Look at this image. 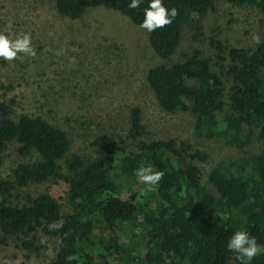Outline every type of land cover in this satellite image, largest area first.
<instances>
[{"label": "trees", "instance_id": "16d2710c", "mask_svg": "<svg viewBox=\"0 0 264 264\" xmlns=\"http://www.w3.org/2000/svg\"><path fill=\"white\" fill-rule=\"evenodd\" d=\"M218 0H165L178 15L170 25L148 32L149 45L161 59H170L187 31L202 35L209 10ZM232 6H254L264 23V0H224ZM56 12L80 19L90 9L103 7L126 16L139 27L147 0L137 9L131 0H53ZM260 43L233 46L211 39L215 61L191 48L179 62L160 64L147 73V83L166 112H189L195 117L196 135L205 141L223 140L241 150L215 164L202 182L205 150L192 151L174 139L154 138L143 123L142 110L132 107L124 136L100 135L94 158L71 153L68 133L43 116L13 117L14 100L0 102V169L10 144L16 143L20 162L9 178L0 174L1 240L14 237L34 250L32 237L40 232L47 244L57 241L48 264H229L235 254L226 248L234 230L246 229L264 245V150L248 153L255 137L264 142V34ZM226 84L229 87L226 88ZM221 116L219 120L218 116ZM64 161L66 174H60ZM151 164L163 171L155 191L144 185L134 170ZM57 177L68 185L70 212L63 214L48 193L26 194L24 204L10 197L33 185ZM63 219V228L50 232L48 223ZM134 227L130 237L123 231ZM145 239L140 248L137 234ZM31 237V238H29ZM251 264H264V251Z\"/></svg>", "mask_w": 264, "mask_h": 264}, {"label": "rangeland", "instance_id": "374dc122", "mask_svg": "<svg viewBox=\"0 0 264 264\" xmlns=\"http://www.w3.org/2000/svg\"><path fill=\"white\" fill-rule=\"evenodd\" d=\"M9 25L13 32L31 33L37 55L12 62L0 60V102L15 101V119L21 114L40 115L65 130L72 154L94 158L103 132L124 136L132 107L142 110L143 123L154 138L174 139L180 151L183 143L190 145L192 151H207L205 162L193 161L201 168L203 184H207L215 164L241 152L223 140L200 139L191 113L164 111L146 78L152 67L179 62L191 48L215 61L211 39L233 46L254 44L252 36L259 35L261 39L264 34L258 8L216 1L205 18L202 35L195 40L186 29L181 46L170 59L154 54L146 30L121 13L103 7L90 9L80 19H70L56 12L53 0H0V30ZM16 147V143L10 144L4 154L0 169L3 178H9L18 163L40 158L37 154L19 158ZM263 150L264 142L255 137L246 148L251 154ZM60 166L59 173L66 174L64 161H60ZM37 192L57 199L63 214L70 212L68 185L57 177L15 192L10 201L24 204L27 193ZM133 229L126 228L123 235L130 237L136 232ZM42 237L36 232L32 237L36 249L28 250L20 239L2 241L0 235V259L7 258L13 264H48L55 256L57 241L41 245L38 241ZM134 243L140 248L145 246L141 233Z\"/></svg>", "mask_w": 264, "mask_h": 264}, {"label": "clouds", "instance_id": "9594fccd", "mask_svg": "<svg viewBox=\"0 0 264 264\" xmlns=\"http://www.w3.org/2000/svg\"><path fill=\"white\" fill-rule=\"evenodd\" d=\"M145 0H131L127 5L130 9H137L143 5ZM178 15L176 7H166L165 0H147V7L143 8V19L139 23V28L151 33L157 29H162L166 25H170ZM252 40L259 44V35H253ZM62 50L57 52L60 55ZM36 49L32 44V36L30 32H13L9 25L6 30H0V60L12 62L15 60H23L25 56L35 57ZM134 176L144 185L142 192L155 191L159 181L164 173L155 170L151 164L140 166L134 170ZM64 220L59 219L48 223L47 228L50 232L63 228ZM47 241V237H42L38 242L43 245ZM229 252L235 254V260L239 264H251L253 258L261 251H264V245L257 243L256 237L252 236L246 229L234 230L226 243ZM75 254H67L65 256L66 264H71L76 260ZM0 264H13L7 258L0 259Z\"/></svg>", "mask_w": 264, "mask_h": 264}]
</instances>
